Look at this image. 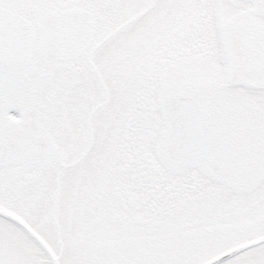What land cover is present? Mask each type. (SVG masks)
Masks as SVG:
<instances>
[{"label": "snow or ice", "instance_id": "snow-or-ice-1", "mask_svg": "<svg viewBox=\"0 0 264 264\" xmlns=\"http://www.w3.org/2000/svg\"><path fill=\"white\" fill-rule=\"evenodd\" d=\"M0 264H264V0H0Z\"/></svg>", "mask_w": 264, "mask_h": 264}]
</instances>
